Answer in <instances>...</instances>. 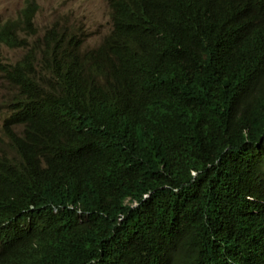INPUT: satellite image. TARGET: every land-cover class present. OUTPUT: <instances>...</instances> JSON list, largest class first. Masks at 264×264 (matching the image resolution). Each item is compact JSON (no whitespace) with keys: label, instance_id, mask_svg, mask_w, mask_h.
I'll return each instance as SVG.
<instances>
[{"label":"trees","instance_id":"1","mask_svg":"<svg viewBox=\"0 0 264 264\" xmlns=\"http://www.w3.org/2000/svg\"><path fill=\"white\" fill-rule=\"evenodd\" d=\"M108 6L0 23V264H264V0Z\"/></svg>","mask_w":264,"mask_h":264},{"label":"rangeland","instance_id":"2","mask_svg":"<svg viewBox=\"0 0 264 264\" xmlns=\"http://www.w3.org/2000/svg\"><path fill=\"white\" fill-rule=\"evenodd\" d=\"M40 11L35 25L42 33L53 23L69 25L83 33L88 47L100 44L109 30V7L106 0H37ZM26 0H0V23L16 18ZM24 51L0 46V62L15 63ZM2 91L0 90V94ZM4 114L0 112V137Z\"/></svg>","mask_w":264,"mask_h":264},{"label":"clouds","instance_id":"3","mask_svg":"<svg viewBox=\"0 0 264 264\" xmlns=\"http://www.w3.org/2000/svg\"><path fill=\"white\" fill-rule=\"evenodd\" d=\"M107 1V4H108V2H109V0H106ZM37 3H38V1H37ZM39 5V4H38ZM109 7V6H108ZM39 11H40V8H39ZM39 11H38V13H39ZM37 13V14H38ZM37 16V15H36ZM36 19V18H35ZM59 25H61V26H67L68 28H70L72 31H74V32H76L78 35H80L81 37H83L84 38V36H83V33L82 32H80V31H78V30H75L73 27H71V26H69V25H62V24H59ZM109 31H110V17H109V30H108V33H109ZM108 33L106 34V35H108ZM85 39V38H84ZM86 40V39H85ZM86 45H87V42H86ZM99 44H97L96 46H98ZM96 46H94V47H96ZM88 47V46H87ZM94 47H88V48H94Z\"/></svg>","mask_w":264,"mask_h":264}]
</instances>
